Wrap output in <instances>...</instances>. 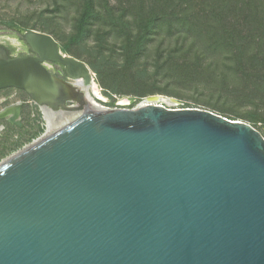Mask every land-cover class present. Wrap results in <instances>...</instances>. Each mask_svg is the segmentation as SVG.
Returning <instances> with one entry per match:
<instances>
[{
	"label": "water",
	"instance_id": "1",
	"mask_svg": "<svg viewBox=\"0 0 264 264\" xmlns=\"http://www.w3.org/2000/svg\"><path fill=\"white\" fill-rule=\"evenodd\" d=\"M22 41L34 56L0 48V90L85 106L74 79L94 83L90 68L49 34ZM165 101L89 113L1 165L0 264H264L263 134Z\"/></svg>",
	"mask_w": 264,
	"mask_h": 264
},
{
	"label": "rangeland",
	"instance_id": "2",
	"mask_svg": "<svg viewBox=\"0 0 264 264\" xmlns=\"http://www.w3.org/2000/svg\"><path fill=\"white\" fill-rule=\"evenodd\" d=\"M118 3L119 0H111L112 6H118ZM80 8L79 0H0V48H4L11 57L32 54L31 48L22 41V33L13 30L11 23L27 26L28 31L49 34L60 46L65 45L76 32ZM98 27L95 26L94 29H109ZM86 37L87 41L76 46V49L83 53L82 57L63 53L84 62L90 68L93 82L99 90V98L95 96V101L106 110L138 109L145 103V99L162 96L172 99L170 102H160L168 109L210 110L229 119L245 122L264 136V122H253L254 119L264 120V83L251 75L249 78L242 77L232 69L233 65L229 60H224V55L212 52L204 62L197 63V58L191 55L189 64L183 63V54L173 52L175 45H160L163 37H155L147 52L131 65L125 60L121 49L122 39L125 37L115 35L110 39L109 45H105L108 54H114L111 62L107 63L96 53L89 54L96 33L88 32ZM218 60L222 62L219 65L215 63ZM89 61L99 69L100 74L93 70ZM131 66L139 70L141 75L127 78L120 76L122 79L112 76L117 71ZM49 67L57 77L68 81L64 67L54 63H50ZM195 68L211 71L194 81L174 75L176 70ZM236 87L246 92L247 98L229 97L217 91L218 88ZM17 103H23L20 116L22 127L10 123L8 119L0 120V166L94 112L85 111L79 117L71 118L68 112L57 111L53 118H50L56 129L48 133V119L41 108L31 102L25 91L15 88L0 90V111Z\"/></svg>",
	"mask_w": 264,
	"mask_h": 264
},
{
	"label": "trees",
	"instance_id": "3",
	"mask_svg": "<svg viewBox=\"0 0 264 264\" xmlns=\"http://www.w3.org/2000/svg\"><path fill=\"white\" fill-rule=\"evenodd\" d=\"M79 1L76 32L61 46L65 53L82 57L83 53L76 46L88 40V32H95L89 54L96 53L109 63L114 54L109 55L105 45L116 35L125 37L121 49L125 60L132 65L147 52L155 37H163L160 45H175L173 52L183 54V63L189 64L191 55L197 58L196 63L204 62L213 52L224 55V60H229L232 69L242 77L251 75L264 83V0H119L118 6H112L111 0ZM10 26L20 33L29 30L18 24ZM95 26L109 29L96 30ZM89 64L100 74L90 61ZM208 71L211 69H179L174 75L194 81ZM136 75H141L140 71L131 66L112 76L122 79L120 76ZM217 91L229 97L248 96L237 87L218 88ZM253 122L264 120L254 119Z\"/></svg>",
	"mask_w": 264,
	"mask_h": 264
},
{
	"label": "bare ground",
	"instance_id": "4",
	"mask_svg": "<svg viewBox=\"0 0 264 264\" xmlns=\"http://www.w3.org/2000/svg\"><path fill=\"white\" fill-rule=\"evenodd\" d=\"M89 80V74H87L85 71L81 73V75L79 77H75L74 82L77 83V86L79 87V90L81 89L84 93H85V106L81 107V105L77 102L73 103V108L72 110H66L65 112H68L70 114L71 118H76L79 117L81 115V113L85 112V111H91L94 110L95 111H104L106 110L103 106H101L100 104H98V102H96L95 100V96L98 97L99 96V90H98V86L95 83H88ZM99 98V97H98ZM166 102H170L171 100L166 99ZM34 104H36L34 101H31ZM15 104L12 105L8 108H5L4 110L0 111V116H5L4 119H10L12 118L17 111V108H19V105ZM146 104V103H145ZM42 110V113L45 115V117L48 119L47 123H48V133L54 131L56 129V126L54 124V122L52 120H50V118L52 119L54 114L57 112L54 109H52L51 107L47 106V105H38ZM78 107V108H77ZM86 107V108H85ZM63 111V110H62ZM61 110H59V112H62ZM64 112V113H65ZM66 114V113H65ZM61 126V125H60Z\"/></svg>",
	"mask_w": 264,
	"mask_h": 264
},
{
	"label": "flooded vegetation",
	"instance_id": "5",
	"mask_svg": "<svg viewBox=\"0 0 264 264\" xmlns=\"http://www.w3.org/2000/svg\"><path fill=\"white\" fill-rule=\"evenodd\" d=\"M10 51V50H9ZM10 53V52H9ZM26 55H29V56H34V54L32 53H30V54H26ZM23 104V103H22ZM22 107H23V105H22ZM22 124V123H21ZM17 126V125H16ZM19 127V126H18ZM22 127V126H21Z\"/></svg>",
	"mask_w": 264,
	"mask_h": 264
}]
</instances>
